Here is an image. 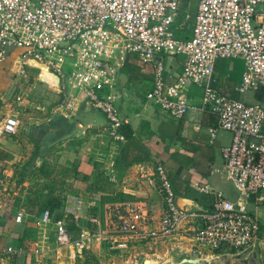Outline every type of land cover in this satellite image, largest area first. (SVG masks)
I'll return each instance as SVG.
<instances>
[{
  "label": "built area",
  "instance_id": "1",
  "mask_svg": "<svg viewBox=\"0 0 264 264\" xmlns=\"http://www.w3.org/2000/svg\"><path fill=\"white\" fill-rule=\"evenodd\" d=\"M188 2L197 4L194 16ZM182 9L181 28L190 26L191 35L181 40L173 26ZM14 50L18 75L30 62L45 66L60 92L78 89L105 116L114 140H122L124 123L116 106V77L127 60L151 80L146 100L169 117L197 128L211 118V139L219 131L231 135L220 151L221 172L238 193L235 201L213 191L207 209L180 207L165 165L157 163L150 185L162 198L158 215L144 201L110 205L105 219L90 216L85 227L75 211L61 218L41 213L37 224L53 227L55 242L71 260L95 244L118 253L151 252L180 236L219 254L264 247V225L248 210L264 201V105L225 94L216 69L223 60H239L243 71L232 92H264V0H0V60ZM177 56L181 72L168 75L166 59ZM192 87L202 93L199 105L189 96ZM18 125L9 117L1 133L15 135ZM22 218L18 213L16 222Z\"/></svg>",
  "mask_w": 264,
  "mask_h": 264
},
{
  "label": "crops",
  "instance_id": "2",
  "mask_svg": "<svg viewBox=\"0 0 264 264\" xmlns=\"http://www.w3.org/2000/svg\"><path fill=\"white\" fill-rule=\"evenodd\" d=\"M18 53L19 50H14L10 56H6L0 60V100L6 97L9 99L15 97V100H18V98L20 99L25 95L26 97H24V100H18L19 104L27 108L34 107L36 109L38 106H35V103L26 102L27 92L23 96L13 95L11 97V94L15 92V82L17 83L23 80L24 77L34 73V71L37 72V82H39L37 84L42 85L46 91L52 93V95L47 96L46 94H39L43 97L42 99L37 95L39 100H41L42 104L47 103L51 110L56 106L53 112L56 111L62 115L60 116L62 118H60L61 122H59V129L61 130L56 139L61 141V146L64 147V149L61 151V157L58 163L61 168L71 174L70 177H73L69 189L73 191L74 196H69L70 203L66 206H64V202H61L58 197H54L57 193L61 195L62 184L65 185L64 183L67 181H63L62 179L59 180L50 173L48 162L45 160L48 159V157L42 154L44 151L41 152L42 147H40V145L43 144L42 140L46 141L43 134H35L34 132L33 134L30 133L31 135L29 137H26L27 140H19V137L15 136L16 134L5 135L1 133L0 130V149L7 151L9 156L3 163V169L0 171V178H3L7 186L6 196L2 195L0 198V248L7 246V249H11L12 251L13 249L15 250V243L20 241L19 238L22 237L24 230L29 227L43 230L44 232L48 230V234H52L54 238L52 226L44 227L37 224L40 214L43 212H50L57 218L58 215H61V218L65 215L66 211H75V213L79 215L80 225L83 227H85L86 220L90 216H99L105 219L107 207L117 204V202L105 204L102 210H100L99 204L87 202V200V205H85L82 203V199H80V197L87 192L88 185H90V183L94 184L97 177H99L95 170L101 166V169L107 171L105 174H107V180L109 181L107 182L108 185L112 186L111 183L114 184L117 181L116 186L119 187V194L129 195L134 198L135 202L144 201L148 203L156 215L160 212L159 209L162 204V198L156 188L150 185V180L153 178L152 174L154 173V168L157 163L164 164L169 171V175L180 172V177L186 180L189 187L199 194L198 201L178 198V205L180 207L185 206L186 209L191 211L207 209L212 199L210 193L213 191H220L226 198L230 199L225 192L228 185L227 183L230 182L226 181L221 172L222 160L220 151L224 146L215 141L217 135L214 139H211L208 134V128L213 124L211 118H205L203 124L197 128L186 120H176L169 117L161 109H159V111L153 108L142 107V109L138 110L133 101V97L136 95L135 90L138 87L137 84L142 85V83H146L147 87L150 88L151 80L149 76L140 73L139 69L136 70L132 77L126 71V68L123 67L116 77V106L124 119L122 126L128 125L131 128L132 139L126 141L122 131L119 130L118 133L122 136V140H114L109 134L105 116L91 107L86 99L82 100L75 96L73 97L71 95L72 88H67L65 91L60 92L58 81L56 86H49V84L39 79L41 69L30 63L23 68L24 73L18 75L20 67V62L16 57ZM231 61H234V63L225 68L222 65V61L219 62L216 65V69L220 73L222 80L220 89L233 98L231 94L232 87L240 80L243 64L239 60ZM34 64L36 65V63ZM166 67L168 75H177L179 73L177 60L173 57H168L166 59ZM127 82H129V85L125 86ZM46 91L44 90L43 93ZM131 96H133L131 101L125 104L124 100H129ZM256 96L258 98L261 97L260 94ZM252 100L253 95H250L246 97V101L244 102L252 103ZM16 114L17 113L12 114L11 117L14 116V118L17 119ZM28 120H33V118L28 117ZM27 130H30V128H27ZM128 142L130 145H133L134 154L143 152L147 160L139 164H133L128 168L120 169L117 166V161L120 157L121 149L123 147L126 148V143ZM73 144L76 147L71 149V145ZM102 146L107 147L106 156L104 154L103 160H101V158H94L93 155ZM110 149H114V153L111 152ZM44 153H47V151L45 150ZM131 156L133 157L134 155L131 154L130 158ZM184 157L189 159V163L188 167L181 171L179 162H184ZM15 169H20V172H17ZM56 170L57 168L55 171ZM20 176V181L22 182L23 179L25 181L22 190L19 189V191L15 193V189L18 188L16 187V183L20 182L18 179ZM36 178H38L41 183L36 185ZM47 180H49V182H46ZM29 181H35L34 187L31 189H27V187L24 186ZM195 185L206 188L208 193L200 192L196 189ZM42 192L44 195L48 196L45 198ZM22 196L25 199L34 198L33 205L22 206V203H20V198H22ZM77 196L80 197L78 198ZM52 199L59 202L58 208L56 207L53 213L43 208L44 204ZM235 199L236 198L230 200ZM4 200H7L8 203H4ZM248 210L256 215L259 220L261 218L264 219V201L258 204H249ZM98 211L101 212L99 213ZM20 212L23 214V218L21 222L18 223L16 222V216ZM21 231L23 233L18 237L16 233L18 232L19 234ZM175 241L177 245L181 244V246L183 242H187L188 245L190 244L189 240L181 236L176 238ZM170 243L172 242H167V244ZM31 246L33 245L31 244ZM94 248L101 249L104 247L98 245L97 247L94 246ZM62 249L66 251L67 255V250L65 248ZM156 249H158V247H156ZM29 251L30 254H32V251ZM130 251L144 252L141 251L140 248H135L121 254H126ZM186 251L189 253V256H191V259L195 256V259L206 262L219 258L238 262L240 258L251 260L256 256L255 264H264V247L254 250L251 253L244 252L238 255L219 254L213 251L205 253L191 246L188 247ZM192 252L194 253L192 254ZM146 256L148 257V255Z\"/></svg>",
  "mask_w": 264,
  "mask_h": 264
},
{
  "label": "rangeland",
  "instance_id": "3",
  "mask_svg": "<svg viewBox=\"0 0 264 264\" xmlns=\"http://www.w3.org/2000/svg\"><path fill=\"white\" fill-rule=\"evenodd\" d=\"M188 4L190 6V10L188 11V14L190 16H194L197 4L195 2H188ZM185 15H186V11H184L183 9L179 11V15L176 18L175 24L173 26V32L175 33V37L181 40L183 39V37H188L191 35L190 26L187 27L185 25L183 28H181V25L185 23ZM12 52L13 51H8L6 56H10ZM175 59L177 61L182 60V58L178 56L175 57ZM233 63L234 61H231V60L222 61V65L224 68L229 67ZM180 72H181V69H179V73ZM34 73H31L27 77H24L23 80L18 81L21 83L15 82L14 83L15 92L12 94L11 93L9 94H11V97L13 95L23 96L27 92L28 95H27L26 102L35 103V106H38L37 108L39 109L37 108L35 109L34 107L33 108L24 107L23 105L19 104L17 99L15 100V97H12L10 99L6 97L5 99L0 100V130H1V126L3 122L8 117H11L12 114L17 113L16 115L19 121V125L17 129L18 131L15 136L19 137L18 138L19 140L21 139L27 140L26 137H29L34 132L35 134L38 133V134H43L45 136L46 141L42 140L43 144H41L40 147H42L41 152L43 151L45 152V150L47 151V153L43 152L42 154L48 157V159H45V160L48 162L50 173L59 180L62 179L63 181H67L64 183L65 185L62 184L61 195L57 193L55 194L56 196L54 197H58L61 202H64V206H66L67 204L70 203L69 196H74L73 195L74 193L72 190L69 189L70 184L72 183L71 180L73 177H70L71 174L69 172H66L63 168H61L59 166L60 164L58 163V160L61 157V151L64 149V147L61 146L62 145L61 141L59 139H56L59 131L61 130L59 129L60 127L59 122H61L62 118L60 116L62 115L59 112H56V111L53 112L56 106L53 107V109L51 110L47 103L42 104L41 100H39L37 95L46 94L47 96V95H52V93H50L49 91H46V89H44L42 85L37 84L39 83L37 82V76H36L37 72L34 71ZM234 84H235V81H234ZM128 85H129V82H127L125 86H128ZM137 86L138 87L135 90L136 92L135 97L131 96L129 100H124V103L128 104V102L131 101L133 97V101L135 102L136 108L138 110L142 109V107L153 108L155 110H159L160 108L158 106H155L153 103L147 101L145 98L147 90H148L146 83L144 84L142 83V85L137 84ZM67 88L70 89L69 86H67ZM44 90L46 91L45 93H43ZM188 93H189L190 98L192 97L195 98L194 103L196 105H199V102L202 98V93L196 87H192L191 89H189ZM231 94L234 99L239 100V101H246V97L253 95L252 103H261L264 105V92L263 91L248 92L243 95L237 94L234 92H232ZM257 94H260L261 97L258 98L256 96ZM71 95L73 97L75 96L77 98L85 100V96L78 89H73L71 91ZM24 97L26 96L24 95ZM24 97H21L20 101L24 100ZM42 98L43 97L40 96V99ZM28 117H32L33 120L29 121ZM27 128H30V130H27ZM215 141L225 147L229 145L231 141V135L227 132L219 131ZM73 145H71L72 147L71 149H74V147H76L75 145L74 146ZM110 151L114 153V149H110ZM119 151H118V154H119ZM106 152H107V147L102 146L99 148V150L96 151L93 157L99 158V159L101 158V160H103L104 158L103 156L104 154L106 156ZM101 167L95 170L99 177H97L94 184L90 183V185H88L87 192L84 195H82L81 197L77 196L78 198L80 197V199H82V203H84L85 205H87L86 204L87 202H91V203L95 202L96 204H99L100 210H102L105 204L117 202L120 196L118 192L119 187L116 186L117 181L114 184L111 183L113 187L108 185L107 182L109 181L107 180V174H105L107 171L101 169ZM56 168L57 170L55 171ZM15 170L17 172H20V169H15ZM68 170H71V169H68ZM18 179L20 181L21 176ZM35 180L37 181L36 185L41 183V181L38 178H36ZM49 180H47L46 182H49ZM24 181L25 180L23 179L22 182L20 181L19 183H16L17 185L16 187L18 188L15 189V193L18 192L19 189L22 190ZM34 184H35V181H29L24 186L27 187V189L29 188L31 189L34 187ZM45 184H48V183H45ZM227 184L228 185H227V189L225 192L228 194V197L230 199H233V198L237 199V196H238L237 191L234 189V187H232L231 183H227ZM6 188L7 186H6L5 181L3 180V178H0V198L2 197V195L6 196V193H7ZM42 195H44L43 192H42ZM46 196L48 195H44L45 198ZM33 200L34 198L25 199L22 196V198H20V201H21L20 203H22V206H25V205L31 206L33 205L32 204ZM235 200H231V201H235ZM5 202L8 203L7 200L6 201L4 200V203ZM3 208H4V205H3ZM98 212L100 213L101 211H98ZM260 221L264 225V219L261 218ZM22 233H23L22 231L21 233L19 232V234L17 232L16 235L20 237ZM19 239L20 241L15 243L14 245L15 250L13 249V251H9L6 248L7 246L0 248V264H62V263L63 264H145L146 258H147L146 255L153 257L152 262H154L155 264H191L188 262V260H196V259H195V256H193L192 259L190 258L191 256H189V253L186 251L188 247L190 246L194 247L197 250H200L201 252H205V253L208 251H211L207 247L202 246L201 244H198L196 242L190 243L189 244L190 246L187 244V242H183V245L181 246V244L177 245L176 241L175 242L172 241V243L170 244H167V242H165L164 244H159V246H157L158 249L155 248L151 252H149L148 250L144 248H140L141 251H144L143 253H141L140 251L139 252L130 251L129 253L121 254V252L118 253V252L111 251L108 247H105L104 245H101L104 247L101 249L94 248V246L97 247L99 245V244H95L91 248L86 250L82 257H79L75 260H71L69 257H67L66 251L62 249L55 242V239L53 238L52 234H48V230L44 232L43 230H38L36 228L29 227L24 230L22 237H20ZM31 244L33 246H31ZM29 250L32 251V254H30ZM193 253L194 252H192V254Z\"/></svg>",
  "mask_w": 264,
  "mask_h": 264
},
{
  "label": "trees",
  "instance_id": "4",
  "mask_svg": "<svg viewBox=\"0 0 264 264\" xmlns=\"http://www.w3.org/2000/svg\"><path fill=\"white\" fill-rule=\"evenodd\" d=\"M189 37H183V39H188ZM126 71L133 77L135 74L136 70L139 68L136 66L135 62H129L127 60L125 66ZM120 131H122L124 138L126 141H130L132 139V131L131 128L128 125L122 126L120 128ZM132 151V153H131ZM134 149L133 145H130V143H126V148H122L120 151V157L117 161V166L120 169L128 168L132 166L133 164H139L147 160V157L144 156L145 154L143 152H137L134 154ZM128 153V154H127ZM134 155L133 157L130 155ZM8 153L4 149H0V171L3 169V163L7 160L8 158ZM173 160V159H172ZM185 160V161H184ZM184 162H179V167L182 171V169H185L188 167L189 159L184 157ZM169 171L167 170V173ZM22 176V175H21ZM169 180L171 182L172 189L174 191V194L176 198H185V199H190L193 201H198L199 194L193 190L192 188L189 187V184L186 182V180L182 179L180 177V172L177 173H172L169 175L168 173ZM128 201H134V198L129 196V195H124L120 194L119 199L117 203H122V202H128ZM59 202L55 201L54 199L50 200L49 202H46L43 206L44 209H48L53 213V210L57 207L58 208ZM61 215H58V218H60Z\"/></svg>",
  "mask_w": 264,
  "mask_h": 264
},
{
  "label": "bare ground",
  "instance_id": "5",
  "mask_svg": "<svg viewBox=\"0 0 264 264\" xmlns=\"http://www.w3.org/2000/svg\"><path fill=\"white\" fill-rule=\"evenodd\" d=\"M30 64L34 65L35 67H39L41 69L39 73V79L42 80L43 82H46L49 84V86H56L57 85V80L55 76L51 73L48 72L47 68L45 66L39 65V64H34L33 62H30ZM153 257L148 256L146 258L145 264H155L152 262ZM63 264V263H62Z\"/></svg>",
  "mask_w": 264,
  "mask_h": 264
},
{
  "label": "water",
  "instance_id": "6",
  "mask_svg": "<svg viewBox=\"0 0 264 264\" xmlns=\"http://www.w3.org/2000/svg\"><path fill=\"white\" fill-rule=\"evenodd\" d=\"M238 261V260H237ZM256 261V256L253 257L251 260H247V259H239L238 262L236 261H231V260H223L221 258L213 260V261H202V260H188L189 263L191 264H255Z\"/></svg>",
  "mask_w": 264,
  "mask_h": 264
}]
</instances>
